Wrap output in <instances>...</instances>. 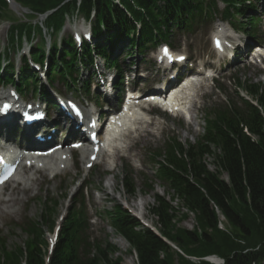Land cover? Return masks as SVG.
I'll return each instance as SVG.
<instances>
[{
  "label": "trees",
  "instance_id": "obj_1",
  "mask_svg": "<svg viewBox=\"0 0 264 264\" xmlns=\"http://www.w3.org/2000/svg\"><path fill=\"white\" fill-rule=\"evenodd\" d=\"M16 1L31 10L30 18L50 11L44 26L55 38L49 52L48 75L50 79L56 75L67 79L69 75L73 83L72 73L79 72V64L92 63L94 53L103 56L108 65H115L117 59L107 50L118 41L128 43L129 54L134 50L144 54L148 44L167 41L177 32H193L196 26L217 17L231 21L244 15L247 7V0ZM219 2L224 5L222 10ZM11 14L7 0H0V20L10 22L9 41L5 51L0 52V64L10 49H18L24 38L36 34L42 43L32 48V57L43 63V26ZM74 16L92 23L94 43L85 41L81 52L71 34L62 37L61 45L57 40L67 18ZM249 21L253 23L254 17L250 16ZM25 60L24 71L29 68ZM13 66L10 63L8 68ZM33 73L21 75L20 87L29 84L28 77H34ZM5 80L15 83L9 73ZM236 86L247 97L236 89L235 96L208 110L204 133L194 143L183 144L171 138L163 150L153 155L156 176L168 189L170 200L167 195L155 194L149 212L157 218L161 235L188 256L218 255L225 264H264V81H238ZM124 184L133 194L135 185L129 177H125ZM173 200L179 201L177 206ZM181 207L196 216L198 227L188 230L177 226ZM220 215L226 219V230L218 227ZM111 220L137 253L138 264H174L176 255L178 264H211L186 258L120 205L115 207ZM51 221L50 226L54 223ZM41 225L35 221L22 227L28 234L24 247L8 251L6 242L0 240V252L5 257L0 264H23L22 259L24 264H121L120 259L111 258L117 252L116 246L107 238L92 236L85 213L77 211H71L63 221L47 263L48 242Z\"/></svg>",
  "mask_w": 264,
  "mask_h": 264
},
{
  "label": "rangeland",
  "instance_id": "obj_2",
  "mask_svg": "<svg viewBox=\"0 0 264 264\" xmlns=\"http://www.w3.org/2000/svg\"><path fill=\"white\" fill-rule=\"evenodd\" d=\"M9 2L10 7L14 10L13 12L15 13L12 14V16L18 18L30 15L28 11L21 9L20 7H16L17 5H15L12 0H10ZM220 6L222 7V5ZM258 7L260 8V3H258L257 9ZM33 21L36 22L37 19ZM70 23H66L65 27L59 34L60 38L66 36L68 33H71L75 27L80 26L83 23V20L79 17L75 19V21H72ZM0 25V50H4L8 41L7 37L9 23L3 21L0 23ZM219 25H223L222 27L226 29V32L232 35L230 29L228 28L229 24L224 22ZM217 26L218 24H215L214 26H206L198 34L178 33L173 43L174 45L178 46L179 49L174 50L186 53L189 56L194 55L198 58L207 60L208 58L206 57V54H210L209 50H211L212 48L211 37L215 33V28ZM257 28L262 29V27L259 25L257 26ZM29 41L31 43H40L41 38L38 34H36ZM29 45L30 44L25 42L23 51L27 52ZM206 50H208L207 53ZM151 54L147 53L145 58L150 59ZM211 54L215 56L213 48ZM9 57L10 59H15L16 57L15 62L19 64V57L14 56L13 51L10 52ZM133 58L135 59L136 57L134 56ZM260 59L263 58L260 57L259 60ZM100 64L102 66L103 63L100 62ZM100 68L103 69V67ZM262 69H264V60H262L261 62L256 61V63H253L252 65L238 64L237 66L228 69L227 71H223V74H225V81L223 82H226L225 84L227 85H231V82L229 81L231 78L227 80V73H233L234 77H238L241 79L247 78V81L260 80L262 77L260 76ZM84 76H86V74H84ZM84 76L82 78H84ZM57 80L58 79H56V81ZM219 81L222 82V80ZM58 86L62 88V83H60ZM208 86V95L214 96L209 97V101H206V106H213L216 103H222V99L220 98L221 94L213 88V85L210 82H208ZM84 93L85 92L83 91L82 96L85 95ZM79 95L81 94L79 93ZM194 112V110L189 111L188 115H186L188 119L186 121L183 118L181 119V116L174 118L173 116L167 114L165 119L160 118L157 123L158 126H155V123L154 126L149 128L150 130L155 132L156 136L143 135L142 137L137 136L135 138H132L133 142H136V145L133 146L130 151L134 153L135 160H131L129 166H125L123 163L120 162L118 170H116L113 174L105 175V165L100 164L101 162L98 163L99 165L97 164L96 166H94L90 170V172H87L84 169V161H80V163L77 162L75 164V167H70V169H68L66 172L59 174V176L53 179L46 176L47 179L42 183L41 189L38 191V193L37 189L28 192L25 196V200H23L20 205L14 208L15 213L10 214L0 220V231L3 237L7 240L6 244L8 251H13L18 247H24L23 245L27 240V236L26 233L18 227V225L22 221L27 219H40L45 211L43 202L48 199H51L53 201L51 206L52 209H48L50 213L47 214L45 222L42 223L41 230L44 232V236L47 237L48 240H50L53 235V229H51L50 227L51 222L50 220H48V217H51L50 219L56 220V222H58L60 216L67 212L68 207L72 203V199L75 198L74 196L78 195L76 193L81 189L82 186L86 185L83 191L84 202L89 214L95 221L94 234L96 236L103 237L107 236L108 233L109 241L113 245H115L117 249V252L111 257L113 260L120 259L119 262L121 264H138L137 256L135 252L131 250V246L128 241L125 240L121 235L117 234V232L114 231L113 228L108 227L109 223L104 219L103 216H101V214H104V211L106 209H111L116 205H122L126 209H128L130 215L135 218H138L140 222L142 221L143 223L144 221H146L148 224L147 225L144 222L146 226L151 227L153 229L158 227L157 218L149 212V207L155 203V199L153 197L154 193L152 192V194L147 195L142 191L143 187L145 188V182L151 178L148 175H151L152 170L150 166H143V164L145 160H148L150 152L156 151L157 149L163 147L167 137L177 136L180 138L181 141L186 142L188 140L194 141L195 138L202 134L204 127V116L199 110L196 113V116H194ZM79 154L80 153H78L77 155L78 159ZM138 163L141 164V167L144 171L140 170V166H137ZM210 163H212L211 160ZM209 166L211 169H214V166L212 164H209ZM128 170L133 172V180L137 184V189L133 195L127 194L124 190V187L121 185V178L123 174L127 173ZM223 177L225 179L227 178L225 174L223 175ZM114 185L116 187H113ZM101 187L103 190L98 191V189ZM154 189V192L159 193L162 196L166 195L162 187L155 186ZM167 198L169 199V197ZM173 202L175 206H177V204L179 203V201L176 202V200H173ZM177 226L180 228L193 230L195 227H198L196 222V216L181 207V211L178 214ZM2 254L0 252L1 263H3L5 259L4 255ZM176 257L174 264H178ZM21 262L24 264L23 259ZM6 263L15 264L9 261H6Z\"/></svg>",
  "mask_w": 264,
  "mask_h": 264
},
{
  "label": "bare ground",
  "instance_id": "obj_3",
  "mask_svg": "<svg viewBox=\"0 0 264 264\" xmlns=\"http://www.w3.org/2000/svg\"><path fill=\"white\" fill-rule=\"evenodd\" d=\"M144 131H146L147 135L154 136V133L152 131H149L147 129H142V128L140 130V135H142V132ZM81 152H82L81 158L83 160L84 159L83 155H84L85 150L82 149ZM67 156H68L67 151L63 150L61 153H57L56 155H52L50 157L54 162V166L52 168L53 172L63 171L69 167L70 159H67ZM45 167L46 166L36 168L34 172L44 173L45 170L42 171V169ZM33 175L28 174L26 176L20 177L19 180L15 181L14 184L10 185L11 189L8 194H4L3 196L0 195V218L6 215V213L12 212L16 206L20 205L21 202L25 200V195L27 194V192L33 190L35 187L37 189L41 187L43 180H40L39 178L34 177ZM113 187H116V186L114 185ZM101 190H103L102 187H101Z\"/></svg>",
  "mask_w": 264,
  "mask_h": 264
}]
</instances>
